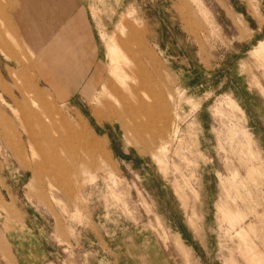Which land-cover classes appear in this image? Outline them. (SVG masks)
Here are the masks:
<instances>
[{
	"label": "rangeland",
	"instance_id": "1",
	"mask_svg": "<svg viewBox=\"0 0 264 264\" xmlns=\"http://www.w3.org/2000/svg\"><path fill=\"white\" fill-rule=\"evenodd\" d=\"M260 42L264 0H0V264H264Z\"/></svg>",
	"mask_w": 264,
	"mask_h": 264
},
{
	"label": "bare ground",
	"instance_id": "2",
	"mask_svg": "<svg viewBox=\"0 0 264 264\" xmlns=\"http://www.w3.org/2000/svg\"><path fill=\"white\" fill-rule=\"evenodd\" d=\"M142 89V88H141ZM123 98V97H122ZM124 100V99H123ZM140 108L142 109V111H144L146 108L145 104L143 103H140ZM149 112V111H147ZM150 114V113H149ZM95 117V116H94ZM122 119V117H121ZM136 123V122H135ZM140 131V130H139ZM95 150H98V151H102L103 150V145L102 143L97 140L96 138H92V139H88L87 141Z\"/></svg>",
	"mask_w": 264,
	"mask_h": 264
},
{
	"label": "crops",
	"instance_id": "3",
	"mask_svg": "<svg viewBox=\"0 0 264 264\" xmlns=\"http://www.w3.org/2000/svg\"><path fill=\"white\" fill-rule=\"evenodd\" d=\"M255 53H258L260 50H264V42H260L259 45L257 47H255ZM33 183H35L33 181Z\"/></svg>",
	"mask_w": 264,
	"mask_h": 264
}]
</instances>
